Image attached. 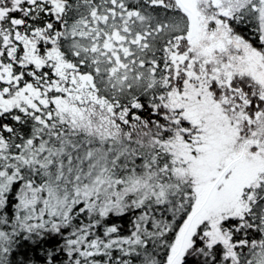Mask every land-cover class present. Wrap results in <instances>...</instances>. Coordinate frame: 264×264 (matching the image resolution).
<instances>
[{"label":"snow or ice","instance_id":"6c2138e0","mask_svg":"<svg viewBox=\"0 0 264 264\" xmlns=\"http://www.w3.org/2000/svg\"><path fill=\"white\" fill-rule=\"evenodd\" d=\"M0 264H264V0H0Z\"/></svg>","mask_w":264,"mask_h":264},{"label":"trees","instance_id":"16d2710c","mask_svg":"<svg viewBox=\"0 0 264 264\" xmlns=\"http://www.w3.org/2000/svg\"><path fill=\"white\" fill-rule=\"evenodd\" d=\"M113 221L116 222L119 225H122L124 233L127 234V231L130 227L129 224V218L128 217H123V218H113ZM21 252H31L30 245L27 242H22V246L20 249ZM19 255V253L17 254Z\"/></svg>","mask_w":264,"mask_h":264}]
</instances>
